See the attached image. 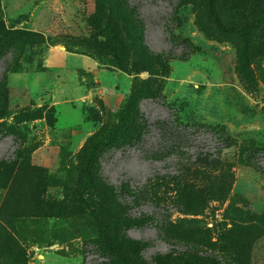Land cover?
Returning <instances> with one entry per match:
<instances>
[{"label":"rangeland","instance_id":"1","mask_svg":"<svg viewBox=\"0 0 264 264\" xmlns=\"http://www.w3.org/2000/svg\"><path fill=\"white\" fill-rule=\"evenodd\" d=\"M216 7L240 24L264 0ZM244 38L202 0H0V264H264V19ZM128 101L88 186L81 155Z\"/></svg>","mask_w":264,"mask_h":264},{"label":"trees","instance_id":"2","mask_svg":"<svg viewBox=\"0 0 264 264\" xmlns=\"http://www.w3.org/2000/svg\"><path fill=\"white\" fill-rule=\"evenodd\" d=\"M203 8L206 16L211 21V23L223 33H237L241 37H245L246 31L249 27L260 22L264 19V10L252 17L250 21L242 22L240 24L225 22L223 21L216 7V0H202ZM130 14H133L131 8H127ZM132 12V13H131ZM128 15L123 10L119 13V16L128 25L130 34H133V40L135 46H140V53L145 54L146 57L152 56L153 60H156L159 64L164 65L168 60L167 56L163 53H154L149 51L143 40V31L140 27L139 19H136L133 15ZM135 18V19H134ZM138 23V25L136 24ZM104 36L108 37L113 51V57L117 59V54L115 52V46L119 44L120 35L117 27L106 24L104 28ZM245 39V38H244ZM190 50H194L195 46L189 42ZM251 48V46H250ZM245 47L243 49H237L238 55H241L243 62V71L245 74L250 75V69L247 65L249 62L257 60L259 54L255 50H250ZM132 102L128 101L123 109L119 112V117L116 123L111 124L108 129L100 134L93 137L90 142L86 145L82 155H81V167L85 175L86 184L92 186L94 183V165L96 164V156L98 155L101 148L114 147L118 143L119 136L127 131V122L131 115ZM146 127V121L135 123V128L133 129L135 136L133 137V142H138L141 140L142 134ZM245 161L252 162L250 159L245 158ZM264 174V171H262ZM242 235V234H241ZM237 247V246H236ZM232 249V247H230Z\"/></svg>","mask_w":264,"mask_h":264}]
</instances>
